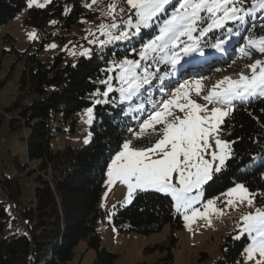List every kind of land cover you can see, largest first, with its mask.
I'll use <instances>...</instances> for the list:
<instances>
[{
  "label": "trees",
  "instance_id": "1",
  "mask_svg": "<svg viewBox=\"0 0 264 264\" xmlns=\"http://www.w3.org/2000/svg\"><path fill=\"white\" fill-rule=\"evenodd\" d=\"M105 1L51 0L44 7H29L30 0H0V26L26 10L24 22L35 27L39 39L34 51L30 46L19 53L24 68L18 99L4 109V113L14 111L15 116L10 118L11 129L24 128L26 132L28 163L23 166H32L28 173L35 174L37 185L34 199L25 204L15 176L0 179V186L23 219L18 231L10 230L7 211L0 201V264H70L80 240L95 251L96 264H113L115 255L101 246L96 227L98 221L110 213L116 228L143 234L158 231L168 223L169 245L176 244V234L183 227L182 215L175 213L171 197L155 190H137L129 204L118 203L111 212L99 204L107 164L113 154L127 140L137 146L148 143V134L144 133L145 138L139 140L135 135L140 131L136 117L142 106L138 105L134 91L127 90L128 85L118 80L116 71L126 66L122 65L125 60H147L154 68L159 65V55L153 58L154 52L149 51L143 59L140 52L159 35L160 26L173 12L177 0L166 5L159 18L138 34L134 27L125 23L131 10L108 21H115L116 28L110 27L106 33L100 29L93 34L89 32V39L101 38L103 42L91 43L87 53L64 60L66 51L62 50L47 61L39 58L46 44L60 41L65 32L73 26L80 27L83 20L99 16ZM109 2L116 5L114 13L126 5V0ZM252 2L243 0L236 5L245 10L239 13L245 16L244 21L230 20L225 27L212 29L201 38L200 49L208 50L234 35L239 44L250 35H264V21L254 15H258L259 7L246 14ZM122 32L128 35L113 38ZM88 37L73 38L72 42H90ZM5 39L12 38L7 34ZM165 66L163 63L156 66L157 74L164 72ZM121 88L125 92L122 93ZM229 106L230 111L220 126V136L229 144V154L221 171L213 172L204 185V198H212L242 183L254 194L256 202L263 204L264 96L236 100ZM87 107L92 108L89 139L81 146L70 144L65 138L79 129L80 112ZM236 233L232 230L225 235L220 256L213 264L235 262L247 242L245 235L239 237ZM170 262L172 258L167 253L162 263Z\"/></svg>",
  "mask_w": 264,
  "mask_h": 264
},
{
  "label": "snow or ice",
  "instance_id": "2",
  "mask_svg": "<svg viewBox=\"0 0 264 264\" xmlns=\"http://www.w3.org/2000/svg\"><path fill=\"white\" fill-rule=\"evenodd\" d=\"M126 2L134 12L127 17L125 23L134 27L136 34L142 28L150 27L159 18V14L166 10L165 6L172 4V0H126ZM242 3L243 0H177L173 5V12L160 26L159 35L143 46L141 58H146L149 51L167 49L171 52L169 57L171 63L177 64L182 54L188 55L198 51L201 47V38L212 29L223 28L230 20L244 21L245 16L239 13L245 10L236 6ZM28 6H32V0ZM115 7L114 3L109 5V15ZM256 7L264 10V0H253L252 7L246 10V14L251 13ZM107 27L109 26L104 24L99 26L102 31ZM111 27L116 28L117 25L113 23ZM196 32H199V35L194 36L193 33ZM127 35V32H122L120 36L113 38L121 39ZM29 37L34 38L35 33H30ZM181 37L187 39L182 41ZM180 45L182 47L179 52L173 51ZM253 50L264 53V35L248 37L244 54L250 55ZM139 64V61L134 60L122 62V65L127 67L123 68L120 79L128 82L130 90H135L133 82L138 79L135 69ZM249 67L252 70L250 76L241 73L237 80L225 77L218 81L203 99L208 104L232 105L236 100L246 101L250 97L264 96V61L257 60ZM129 78L132 82H129ZM143 79L147 82L146 77ZM186 84L187 82L181 84L173 96L163 102L161 110L152 112L149 119L140 125V131L135 134L136 138L144 139L145 130L151 129L147 136L148 143L143 146H137L131 140L123 143V150L115 155L108 166L106 183L109 187L116 181L126 185L129 199L134 190L153 189L170 196L174 202L175 213L182 214L190 226L197 218H205L211 223V212L222 214V211L215 207L219 197L203 200L204 185L212 178L213 162L217 159L219 164L214 171L217 173L221 171L228 143L221 140L218 134L222 118L227 112L219 107L209 109L207 104L202 105L191 99ZM194 84L197 95H200L201 81L196 80ZM138 86L137 84L136 87ZM124 91L125 89L121 88V92ZM173 109H178L180 114ZM91 112L92 109H88L89 115ZM157 125L161 127L157 128ZM213 140L220 150L219 155L215 150H211V159H207ZM234 194L239 195L241 203L244 200H247L249 205L253 203L251 194L243 184H237L221 195L229 197L226 202L232 205L231 197ZM241 220L242 227L238 225L241 234H247L251 241L245 249L248 259H252L254 254L258 253L260 259L256 264H264V209L258 208L255 213H247Z\"/></svg>",
  "mask_w": 264,
  "mask_h": 264
},
{
  "label": "rangeland",
  "instance_id": "3",
  "mask_svg": "<svg viewBox=\"0 0 264 264\" xmlns=\"http://www.w3.org/2000/svg\"><path fill=\"white\" fill-rule=\"evenodd\" d=\"M49 1L51 0H47V2L46 0H32V5H45ZM109 1L110 0H106L103 2L105 7L101 9L99 16L93 19L83 20L80 27L73 26L69 31L65 32L60 41H52L46 44L45 47L40 50L39 58L43 61H47L48 59H51L55 53L64 50L66 51L64 60H67L72 56L75 58L82 53H87V51L90 50L91 43L96 42L101 44L103 39H94V37L89 39L87 36L88 33L91 32L93 34L94 30H99V26L101 24L109 26L103 30V33H106L107 30L110 29L111 24L115 23V21L113 23H108V21L114 20L113 17L116 18V15L121 16L122 14L129 13L131 11L130 6L126 2L125 6L122 5L116 10V13L112 12V14L109 15ZM254 15L257 19H259V21H264V10L259 8L258 15L256 13H254ZM25 17L26 10H23L0 26V83L3 82L0 87V179L15 176L13 177L14 180H17L20 185L22 202L29 204L34 199V190L37 182L34 179L35 174L28 173L32 166H23L28 163L26 156V132L24 131V128L22 130L11 129L10 118L15 116L14 111L4 113V109L7 106L12 105L18 99L19 95V80L24 68V61L18 55L30 46L31 51H34L36 43L39 40L36 36L35 27L24 22ZM100 31L102 30L100 29ZM33 32L35 33V37L30 38L29 34ZM7 34H9L12 39H5ZM83 37H88L90 42H72L73 38L81 39ZM186 39V37H181L182 41ZM53 44L55 47H50V45ZM244 44H247L246 41ZM181 47L182 45L176 47L173 51L179 52V48ZM162 50L164 53H160V50L156 51L157 53L154 52L155 57L153 58H156V56L159 55L160 62L169 63L171 66L175 67L169 59L171 52L167 49ZM209 52L210 51L208 50H200L198 53L203 55ZM188 55H182L180 58L182 61L180 62L179 60L178 63L184 67L190 68L196 60L191 58L189 61H184L183 58H186ZM209 55L210 53L205 58ZM252 56L257 59H253ZM205 58L198 59V56L196 57L199 61L205 60ZM251 60L253 61L251 64L257 60L263 61L264 53L253 50L250 55H246L245 57L237 55L232 58L229 56L222 64H218L214 69L200 72L198 73V76H189L191 78L190 80L184 78V81L180 82L172 78H161L168 77L169 74L167 72L156 74L157 65L154 68V65L149 64L147 60H139V67L135 69L138 79L133 82V88L135 90H131L134 91L133 95H135V97L137 95L139 100L138 105L142 106L140 108V113L136 117L139 128L145 120L149 119V115L152 112L161 110L160 106L163 102L170 99L176 90L180 88V85L185 84L186 82V87L188 88L191 99L202 105L207 104L209 109L219 107L228 114L230 111L229 105L219 103L208 104V102L203 99V96H205L203 91L208 92L214 85L217 84L218 81L223 80L225 77H229L230 72L236 71V68L242 66V64L244 65L246 62H250ZM124 67H127V65ZM124 67H121V69L116 71L117 78L120 82H123L121 81L120 76ZM182 71L184 72V70ZM145 77L147 82H144L143 78ZM160 80L161 83H159ZM196 80L201 81L202 89L200 95H197L195 90L194 81ZM129 82H132L131 78H129ZM125 84L128 85V82H125ZM137 84L139 85L138 87H136ZM128 89L129 86H127V90ZM153 89H155V91L152 93ZM171 89L174 90L171 91ZM161 91L164 93L170 92V94H162L163 97L159 103H157L153 98H155L156 95H161ZM126 96L128 99V94ZM88 109L92 108L87 107L80 112L78 122L79 129L72 136L65 138L68 143L77 146L87 143L89 139L88 127L92 121V112L91 115H89ZM173 111L180 114L178 109H173ZM224 118L225 116L222 118V122ZM220 126L218 133L219 138L227 142L220 136ZM159 127L161 126L157 125V128ZM150 131L151 129H146L144 133L148 134ZM122 150L123 148L121 147L119 151ZM211 150H215L217 155H219L220 150L216 147L214 140L212 142V149L209 150V155L206 156L207 159H211ZM119 151L115 152L108 161L106 174L104 175L102 183L101 197L99 200V204L104 208H109L110 212L118 203L123 205L129 204L132 200L133 194L137 191L134 190L131 198L129 199L126 185L116 181L111 187H109L106 183L108 179V166ZM225 151L227 158L229 154V144ZM218 164V159L213 162V172H215L214 169ZM237 184L227 188L222 193H227L230 188H234ZM248 192L251 194L249 190ZM105 193H107V196H105ZM222 193L212 197H219L215 207L221 210L222 214L211 212V223H209L205 218H197L195 222L189 226L181 214L183 227L176 234L177 241L175 245H169L170 225L168 223L164 224L158 231L143 234L134 230L116 228L112 221V214L110 213L104 219L99 220L96 226L101 236V246L104 247L106 251L115 255L113 264H163L162 258L167 256V253H169L172 258V262L167 264H213L220 256V248L225 235L229 231L236 230V234L239 237L242 235L246 236L247 242L245 243L240 255L232 264H256V261L260 259L259 254L256 253L252 259H248L245 249L251 241L247 237V234H241L240 227H238V225L242 227L243 221L241 220V217L243 215L247 213H255L258 208L264 209V203H257L254 198V194H251L250 196V198L253 199V203L251 205L247 203V200H244V202L241 203L239 195L234 194L231 197L233 204L228 205L226 201L229 197L222 196ZM212 198L205 199L203 197V200L206 201ZM0 201L3 202L7 211V227H9L10 230L18 231L23 223V219L19 212L14 208L13 202L8 199L5 189L1 186ZM201 211H203L202 207ZM95 259V251L91 248H87L86 243L83 240H80L74 248L73 259L70 264H96ZM40 264H44V262H41Z\"/></svg>",
  "mask_w": 264,
  "mask_h": 264
}]
</instances>
